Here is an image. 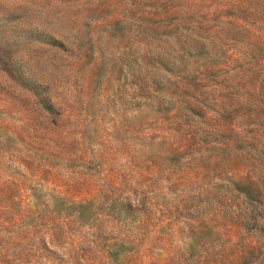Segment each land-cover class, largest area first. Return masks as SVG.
Here are the masks:
<instances>
[{"label": "rangeland", "instance_id": "rangeland-1", "mask_svg": "<svg viewBox=\"0 0 264 264\" xmlns=\"http://www.w3.org/2000/svg\"><path fill=\"white\" fill-rule=\"evenodd\" d=\"M0 264H264V0H0Z\"/></svg>", "mask_w": 264, "mask_h": 264}]
</instances>
